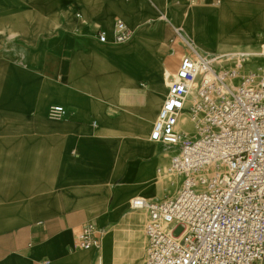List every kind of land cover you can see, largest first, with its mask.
I'll return each instance as SVG.
<instances>
[{
  "label": "bare ground",
  "instance_id": "6f19581e",
  "mask_svg": "<svg viewBox=\"0 0 264 264\" xmlns=\"http://www.w3.org/2000/svg\"><path fill=\"white\" fill-rule=\"evenodd\" d=\"M250 1L223 0L221 5L234 17L235 25L243 34L247 46L264 45V8L252 6ZM67 2H74L71 13L64 11L63 6ZM10 5L26 12L27 26L31 27L35 19L42 24L44 31L38 46L43 50H56L65 42L70 43L74 37L82 44L97 38L95 32L89 30L93 23L98 24L108 37L106 44L99 42L110 48L105 58L96 53L73 58V73L69 84L61 83L48 74L45 58H38L35 62L33 58H0V119L62 120L70 108L78 109L77 118L87 120L92 125L90 129L94 130V127L101 135L98 141H86L79 148L88 161L92 160L90 179L92 184H96L88 195L91 202L89 210L96 206L102 210V204L110 196V185L123 173H119L122 168H128L127 181L135 182L129 184L133 193L127 202L119 204V197L126 198L127 192H116L114 208L109 216L110 227L98 229L100 240L105 246L100 264H125L123 260L127 257L132 258V262L126 264H133V260L141 256L142 245H135L132 250H126L125 246L139 241L147 213L144 209H135L134 201H154L156 183L168 182L175 186L178 181V177L167 166V160L176 154L175 149L164 151L166 162L156 169H149L146 181L142 179V172L138 171L144 161L156 154L157 145L150 136L163 105L160 87L170 85L171 73L164 58L157 52L163 40L162 27L167 16L152 13L144 17L142 4L134 2L122 6L120 19L134 31L124 45L144 41L148 43L149 49L137 47L120 53L112 49L116 43L114 34L117 20L105 0H10ZM195 13L192 12L193 16ZM77 17L87 21L79 34L74 33L75 26L81 25V19ZM180 24L194 36V39L189 38L180 32L183 29H178L182 46L201 55L202 49L198 42L209 44L210 33H206L208 28L193 27L188 21ZM16 31L12 32V38L23 36L35 42L30 32ZM263 57L264 52L250 53L247 63L249 65L254 61L264 66V61H261ZM145 86L148 88L145 106L135 107L125 100L124 89ZM55 107L64 109L65 113L59 118L52 117L51 112ZM180 127L185 129L188 136L193 133L188 114L181 116ZM136 223H139L137 228ZM111 243H115L114 249L110 248Z\"/></svg>",
  "mask_w": 264,
  "mask_h": 264
},
{
  "label": "crops",
  "instance_id": "0c3cea01",
  "mask_svg": "<svg viewBox=\"0 0 264 264\" xmlns=\"http://www.w3.org/2000/svg\"><path fill=\"white\" fill-rule=\"evenodd\" d=\"M105 2L113 10L116 20L123 14L121 7L134 2L142 4L144 17L152 13H167L176 24L188 21L196 28L206 26V33H210V42L203 49L206 53L214 54L220 50L246 46L234 17L222 7V3L214 5L206 1L192 5L190 0ZM69 4L74 6V2ZM250 4L264 8V0H251ZM72 9L68 12L71 13ZM186 11L196 13L184 19ZM26 15L24 10L12 8L10 0L0 3V58H33V62L45 58L48 74L61 83L69 84L73 58L94 53L105 58L106 51L110 49L100 45L98 38L82 44L74 37L70 43L65 42L56 50H43L38 43L44 28L36 19L31 27L27 26ZM15 19L18 21L15 22ZM78 19H81V25L75 26L74 33L77 34L87 24L85 18ZM90 27L89 30L97 34L99 25L93 23ZM162 28L163 40L157 49L159 56L180 58V51L166 43V38L171 37L170 26L163 25ZM16 30L30 32L35 42L23 36L12 38V32ZM124 44L115 43L112 49L120 53L137 47L149 49L148 43L144 41ZM142 82L147 84L146 81ZM123 95L131 105L143 107L147 102L148 88L124 89ZM78 112V109L70 108L62 120L0 119V264H100L105 247L100 236L93 247L80 250L74 247L75 235L94 221L102 223L103 229H108L116 192H127L126 198L119 197V204L127 202L133 193L129 184L135 182L127 181L128 168H122L119 173H123L110 185V196L102 204V210L98 206L89 210L91 202L88 195L96 184L91 183L90 163L79 148L86 141H98L101 135L94 127V130L90 129L92 125L87 120L77 118ZM159 150L164 149L157 145L156 154L138 168L144 181L147 180L149 169H156L167 160L164 151ZM155 188L156 200L168 198L176 190L175 186L166 187L160 182L156 183ZM102 200L105 201V197ZM137 227L139 223H136ZM135 245L140 247L142 239L128 243L125 249L132 250ZM114 246L115 243L110 244L111 249Z\"/></svg>",
  "mask_w": 264,
  "mask_h": 264
},
{
  "label": "built area",
  "instance_id": "2783aa9c",
  "mask_svg": "<svg viewBox=\"0 0 264 264\" xmlns=\"http://www.w3.org/2000/svg\"><path fill=\"white\" fill-rule=\"evenodd\" d=\"M133 34L117 19L116 43ZM231 57L234 67L218 69L192 51L167 87L150 138L176 150L171 170L182 182L174 197L134 201L149 215L144 264H264V66L247 70L248 52ZM64 113L63 107L51 112ZM183 114L193 127L189 136L180 127ZM98 234L94 223L85 225L74 247L90 249Z\"/></svg>",
  "mask_w": 264,
  "mask_h": 264
},
{
  "label": "rangeland",
  "instance_id": "374dc122",
  "mask_svg": "<svg viewBox=\"0 0 264 264\" xmlns=\"http://www.w3.org/2000/svg\"><path fill=\"white\" fill-rule=\"evenodd\" d=\"M72 7H73V5H70L69 2L68 3H65L64 6H63L64 11H67V12L69 10H71ZM192 9H194V7L191 8V9H189V10H192ZM159 15L160 16H163V15L164 16L165 15L167 16V19H164V24L163 25H165V26L169 25L170 28H171L170 29L171 30V37L170 38H166V43L169 46H172V48L178 49L180 51V54H179V57L180 58H164V63L166 65L167 69L171 73V76H170V83H171V80H172L171 78H173L174 73L177 71L181 60L185 56H192V51L191 50H187L185 46H182L183 43L181 42V39H180V36H179L180 33H179L178 29H183V30H180V32L183 35H186L189 38H193L194 36L191 34L190 31H188V30L185 29V27L183 26V24H176V23H174L170 19V17L168 16L167 13H164L163 15H161V14H159ZM188 15H193V14H192V12L190 13V11H188V12L186 11L185 12V15H184L185 16L184 19H187ZM42 36H43V34H42ZM180 44H181L182 47L180 46ZM198 45L202 49L201 55L204 58H206L207 60H209L212 63V65L215 66L218 69H224L226 67H234V63H236L237 58H230L234 54H238V53H242V52H248V53H261V52H264V45L263 44H256V45H253V46H247L246 45V46L236 47V48H233V49H224V50H220V51H218L217 53H214V54L213 53H206L203 50L204 49V46H206V44H203V46H201L202 43L198 42ZM261 61H264V60L261 59ZM260 65L261 64L258 65V63H256V62L253 61L249 65L247 64L246 69L247 70L249 68H254V69L256 68L257 69ZM0 66H2L1 59H0ZM167 87H163V86L160 87V90L162 92V95H161V99H162L161 102L162 103H163V97H164V95H165V93L167 91ZM170 150L164 149V150H159V152L160 151H170ZM167 161H168L167 162V166H168V168L171 169L172 157L169 158ZM89 163H90V166H92V160H90ZM173 173L178 177V181L175 184L176 190L174 191V193L170 197H174V195L177 194V192H178V190H179V188L181 186V182H182L181 177L178 174H176L175 172H173ZM162 184L164 186H166V187H171L172 186L168 182H165V183H162ZM148 220H149V215H148V213H146V218H145V220H144V222L142 224V231L139 234V240L142 239V253H141V256L140 257H138L135 260H133V264H144L145 252H146L145 251V247H146L145 232H146V227H147V224H148ZM93 223L98 227V229L100 227L103 228L102 223L97 222V221H94ZM99 232H100V230H99ZM131 259L132 258L127 257L123 261L126 264V263L132 262Z\"/></svg>",
  "mask_w": 264,
  "mask_h": 264
}]
</instances>
